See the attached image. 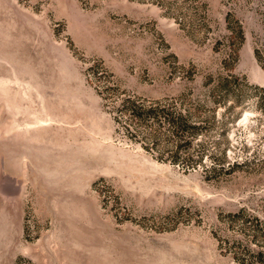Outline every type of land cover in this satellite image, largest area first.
<instances>
[{
    "label": "rangeland",
    "instance_id": "374dc122",
    "mask_svg": "<svg viewBox=\"0 0 264 264\" xmlns=\"http://www.w3.org/2000/svg\"><path fill=\"white\" fill-rule=\"evenodd\" d=\"M0 264H264V0H0Z\"/></svg>",
    "mask_w": 264,
    "mask_h": 264
}]
</instances>
